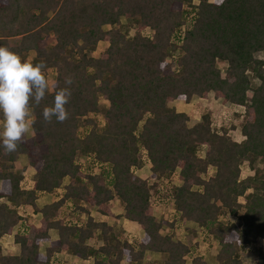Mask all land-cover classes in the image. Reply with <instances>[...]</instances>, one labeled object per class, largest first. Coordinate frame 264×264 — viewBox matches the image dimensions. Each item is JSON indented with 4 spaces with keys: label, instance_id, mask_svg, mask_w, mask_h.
Listing matches in <instances>:
<instances>
[{
    "label": "trees",
    "instance_id": "16d2710c",
    "mask_svg": "<svg viewBox=\"0 0 264 264\" xmlns=\"http://www.w3.org/2000/svg\"><path fill=\"white\" fill-rule=\"evenodd\" d=\"M0 47L33 54L25 61L43 62L49 81L41 103L30 100L33 135L11 154L0 144V242L17 227L19 247L4 255L0 245V264H122L126 255L148 264L147 252L159 264H206L199 243L179 239L187 222L217 242V264H243L259 240L252 257L264 264V59L255 57L264 52V0H0ZM62 88L71 91L68 119L46 122L43 109ZM211 93L235 107L228 120L206 113L189 128L171 106ZM142 156L148 179L136 175ZM45 195L52 202L38 207ZM155 198L172 216L156 217ZM114 202L141 237L108 224Z\"/></svg>",
    "mask_w": 264,
    "mask_h": 264
},
{
    "label": "clouds",
    "instance_id": "9594fccd",
    "mask_svg": "<svg viewBox=\"0 0 264 264\" xmlns=\"http://www.w3.org/2000/svg\"><path fill=\"white\" fill-rule=\"evenodd\" d=\"M45 68L43 62H22L18 54L7 47H0V144L5 154L17 150L34 123L30 118V100L34 99L39 105L49 89V81L43 71ZM72 83L71 77L65 78V84ZM70 96L69 88L55 91L53 106L43 109L44 120L51 122L55 117L58 122H64L68 119L65 105ZM129 259L126 255L122 264H128Z\"/></svg>",
    "mask_w": 264,
    "mask_h": 264
},
{
    "label": "rangeland",
    "instance_id": "374dc122",
    "mask_svg": "<svg viewBox=\"0 0 264 264\" xmlns=\"http://www.w3.org/2000/svg\"><path fill=\"white\" fill-rule=\"evenodd\" d=\"M197 3L198 2H195V4H197ZM121 23L123 25H125L124 20H122ZM130 35H132L131 32H130ZM104 46H105V44L101 43L99 45L98 50L95 53H93V55L95 57H97L99 55V53L101 52V50L104 48ZM32 55L33 54H29L24 59L21 58L22 62H24L25 59L29 60L32 57ZM255 57L257 59H264V52L257 53L255 55ZM167 61L170 62L171 58H168ZM220 68H221V70L223 72L224 71V65H221ZM49 76L53 77V73L50 72ZM254 82L258 83V81H256V80ZM251 95H252V93L249 91L248 92V96L250 97ZM171 106H173L176 109L177 112H183V113H186L188 115L189 120L187 122V126L189 128L192 127L197 122H199L200 117L203 114L207 113L211 118H213L214 122L217 123V122H219L222 119L223 120H228L229 117H230V114H232L233 112H236L234 106H232L230 104H224L220 99H216L213 96L212 93L209 94L208 98H206V99H200L198 97H193L190 100L189 103H185L183 101L177 100V101H174L173 103H171ZM238 113H240V111ZM237 124L239 125V123H237ZM32 135H33V133H32V130L30 129V131L25 136L27 138H30ZM234 138L237 139V140H240L241 137H240V134H239L238 131L234 133ZM204 150H205L204 147H202L199 150V154L201 156L204 154ZM142 158L144 159V166L136 172V175L139 178H141V179H148L149 176H150V164L148 163V161L145 159L144 156H142ZM80 161L85 167H88V164L86 162L87 161L86 158H81ZM18 164L20 165V167L27 166L28 164H27L26 156L21 155L19 157V159H18ZM260 167H261V165H259V164H255L254 165V169H257V168H260ZM244 172H245V174H250V173L253 172V170H250V171L247 170V171H244ZM33 174H34V171L31 170V169L26 171L24 182H23V186L25 188H27V187H29L31 185V180H32ZM64 183H67V180H64ZM52 200H53V198L51 196L45 195L44 197L40 198L37 201L38 207H41L45 203L52 202ZM156 200H157V198L154 199V205H155L154 213H155L156 217L158 219H161V218L168 219L170 216H172V214H173L172 208L170 206L162 208L160 205L158 206L156 204L157 203ZM112 210H113L114 216L109 219V224L112 225V227L115 228L117 231L124 233V235L133 234V232H135V230H133L129 226V224L121 216H119V215H122L121 213L123 211L121 205L118 202H114ZM93 214L95 216L94 211L92 212V215ZM22 215L24 217H30L32 219V221H34L35 223H37L39 221V219L37 220L36 218H34L37 215L34 214L32 209H30V208H27L26 210H23ZM16 228L17 227H15V230L13 231V234L16 233ZM137 231H138V234L141 233L140 230H136V233H137ZM191 231H195V234H196L195 237L193 236V233H191ZM179 233H180L179 239L182 242L190 243V242H193V241L194 242L195 241L196 242L200 241L199 244H200V246L202 247L203 250L204 249L205 250L209 249L208 248L209 245L211 246L212 249H213V246L214 247L217 246L216 242L214 243V245L211 242H209L208 244L205 243L203 241V238H202L201 230L197 227L196 224H194L192 222H187L185 225H183V227H182L181 231H179ZM51 234H52V236H55V232H52ZM12 239H13V237L12 238L5 237L4 239L1 240V242H0L1 244L0 245H1V249H3V251H8V252L11 251L12 253H14L16 251V245L13 243ZM261 244H263V241L259 240L255 245H253L251 247V249H248V250L242 252L240 254L241 262L243 264H250V262H251V264H254L253 257H252L253 256L252 255V249L256 248L257 245L259 246ZM217 249H218V247H217ZM210 253H212V251H210ZM209 254H206V257H208L207 255H209ZM145 259L148 262V264H155V263L159 264L158 263V261H159L158 260V256L156 254L148 252L145 255Z\"/></svg>",
    "mask_w": 264,
    "mask_h": 264
},
{
    "label": "crops",
    "instance_id": "0c3cea01",
    "mask_svg": "<svg viewBox=\"0 0 264 264\" xmlns=\"http://www.w3.org/2000/svg\"><path fill=\"white\" fill-rule=\"evenodd\" d=\"M44 197V196H43ZM39 200V199H38ZM37 200V201H38ZM48 203H50V202H48ZM48 203H45V204H48ZM44 204V205H45ZM37 205H38V203H37ZM43 206V205H42ZM41 206V207H42ZM112 212H113V210H112ZM95 213V212H94ZM122 213H123V211H122ZM121 213V214H122ZM38 217L40 216L39 214H36ZM35 215V216H36ZM113 215H114V213H113ZM34 217V218H36L37 220L39 219V221L37 222V223H35L34 221H32V223H33V225H35V226H39L40 225V217L38 218V217ZM94 218H96L97 219V216H96V213H95V216H94V214L92 215ZM119 216H121V215H119ZM112 218V217H111ZM35 219V220H36ZM110 219V218H109ZM109 219H108V224H109ZM124 219V218H123ZM125 220V219H124ZM126 221V220H125ZM128 224H129V226L133 229V230H135V232H133V234H131V235H128V234H126L128 237H141L142 236V231L138 228V227H136V226H134V225H131L128 221H126ZM38 224V225H37ZM110 225V224H109ZM110 226H112V225H110ZM136 230H140V234H138V231H137V233H136ZM52 232H55V236H52ZM132 233V232H131ZM49 234H50V238H51V240H55V239H57V233H56V231L55 230H51L50 232H49ZM5 237H8V238H12L13 237V234L12 235H8V236H5ZM4 237V238H5ZM3 238V239H4ZM13 240V243H14V239H12ZM196 242V241H195ZM216 241H212L211 243L214 245V243H215ZM197 243H200V241L198 242L197 241ZM217 243V242H216ZM15 244V243H14ZM16 245V244H15ZM48 245H49V243H47V242H45V243H41L40 244V251L43 253L44 251H45V249H46V247H48ZM43 246V247H42ZM217 247L218 246H213V249L210 247H208L209 249H207V250H203L202 249V247H201V249L203 250V256H204V261H205V263L206 264H217V262H216V260H215V255H216V253H217ZM210 251H212V253H210ZM10 252V253H9ZM3 251V249H2V253L4 254V255H17L18 253H19V247L16 245V251L14 252V253H12L11 251ZM148 253V252H147ZM146 253V254H147ZM150 253H152V252H150ZM210 253V254H209ZM145 254V255H146ZM153 254H155V253H153ZM206 254H209V255H207L208 257H206ZM157 255V254H156ZM158 256V260L160 259L159 258V255H157ZM59 259L60 260H66L67 259V257L66 256H64V255H62V254H60L59 255ZM145 259V258H144ZM68 261H69V263H71V264H80V260L78 259V258H76V257H69L68 258ZM145 261H146V259H145ZM189 261V260H188ZM187 261V264H189V262ZM147 262V261H146ZM148 263V262H147ZM156 264V263H155Z\"/></svg>",
    "mask_w": 264,
    "mask_h": 264
}]
</instances>
